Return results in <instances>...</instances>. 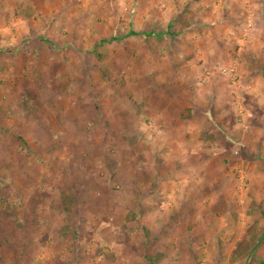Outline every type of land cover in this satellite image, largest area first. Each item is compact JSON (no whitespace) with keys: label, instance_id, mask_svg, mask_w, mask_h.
<instances>
[{"label":"rangeland","instance_id":"obj_1","mask_svg":"<svg viewBox=\"0 0 264 264\" xmlns=\"http://www.w3.org/2000/svg\"><path fill=\"white\" fill-rule=\"evenodd\" d=\"M147 1L0 0V264H245L264 231V0ZM211 16L205 65L171 35Z\"/></svg>","mask_w":264,"mask_h":264},{"label":"crops","instance_id":"obj_2","mask_svg":"<svg viewBox=\"0 0 264 264\" xmlns=\"http://www.w3.org/2000/svg\"><path fill=\"white\" fill-rule=\"evenodd\" d=\"M69 1V0H68ZM194 2V0H188L186 3H187V10H188V12H189V16H188V18L189 19H194L195 18V14H192L194 11H193V8H191L192 7V3ZM146 3H149V5H152V7H154V4H150V3H152V1L151 0H148ZM152 7H150L149 6V8H148V12H144L143 13V16H142V18H141V20H142V22L144 23V21L145 22H153V21H158V22H160V23H162L163 21H167V19H170V20H172V21H175L176 20V18H178V16L180 15V10L178 9V11L177 12H171L170 14H167V13H164V12H158V13H156V14H154L153 13V8ZM186 7V6H185ZM205 7H208L207 5H205ZM132 10V15L134 14V16L135 17H137V15H136V13H134V9H131ZM145 10V9H144ZM200 12H202V11H199V13ZM204 12H209L208 10H205ZM134 16H132V17H134ZM213 16V15H212ZM206 17V18H198V19H196L195 20V22L197 21H203V25H206V26H208V27H205V28H201L200 30H191V31H183V32H181V30L180 31H177L176 33V35H178L179 36V38L181 37H183L184 38V36H185V34L186 33H188V32H190L189 34L190 35H192V37H193V41H192V45H191V51L192 52H197V51H199V52H201V53H206V54H209V58H206V60L208 61V62H205L204 60H202L201 62H202V64H205V65H210L211 63H212V65H214V63L215 62H220V59H219V57H218V53H219V51L218 50H216L215 52H214V49H215V47H214V44H217L216 42H215V40H214V37L215 38H217V34H218V36L221 34V36H223L224 37V35L225 34H222L221 33V31H218V30H216L215 28H214V23H216L215 21H217V19L215 18V17ZM172 18V19H171ZM205 19H208V20H205ZM222 19V18H221ZM226 19V18H225ZM132 20H134V19H132ZM197 22H196V27H198V25H197ZM168 26V25H167ZM191 28V27H190ZM148 35H151L152 34V31L150 32H148L147 33ZM175 35V36H176ZM193 44H195V45H193ZM201 50V51H200ZM255 54H256V52H254ZM214 54V56H211V55H213ZM194 60H195V58H194ZM258 78V77H257ZM261 95L260 94H257V93H255L254 94V98L258 101V100H260L261 99ZM200 99H203V97L201 96V98ZM208 110V109H207ZM207 110H202V112H204V114H205V117L207 118V121L208 122H210V120L212 121V119H213V117H214V115H213V113H211L210 111H207ZM249 112V111H248ZM222 115H224L223 113H222ZM221 115V116H222ZM240 115V114H239ZM192 116V115H191ZM223 117V116H222ZM225 128V127H224ZM227 128H225V130H226ZM215 129H214V127H211V129H209V131L208 132H211V131H214ZM225 130H223V129H221V132L222 133H224L225 132ZM223 135V134H222ZM223 138H224V136H223ZM225 141L227 142H229V143H232L233 145H235L236 143H233V141H232V138H229L227 135L225 136ZM211 143H213L212 141H211ZM215 144V143H214ZM214 144H212V146H213V148L215 149V150H217L216 151V155H217V158H219V163L220 162H226L225 160H224V156H223V152H221V150L219 149V148H221V145L219 146V147H217V146H214ZM236 145H238V144H236ZM235 145V146H236ZM212 148V149H213ZM223 148V147H222ZM221 148V149H222ZM183 163L185 164L186 162L185 161H183ZM177 191H179V187L178 188H176L174 191H173V193H174V195L177 193Z\"/></svg>","mask_w":264,"mask_h":264},{"label":"trees","instance_id":"obj_3","mask_svg":"<svg viewBox=\"0 0 264 264\" xmlns=\"http://www.w3.org/2000/svg\"><path fill=\"white\" fill-rule=\"evenodd\" d=\"M187 6L183 9L181 14L184 12H187ZM178 18H176L177 20ZM175 20V21H176ZM190 26L185 25L184 28H182L181 32L186 31ZM170 30V28L168 29ZM154 35H157L156 33H152ZM177 33L173 32L171 36H175ZM165 32H160L158 37H164ZM210 141L212 140L211 136L206 135L205 141ZM14 191L7 179L4 177L0 176V208L3 209V213L6 215L8 218L9 223L11 226H16L19 224V220L17 219L16 213L18 211V207L21 205V198L20 195L17 194V202L12 203L11 197L13 195ZM65 229V228H64ZM264 236V231H261V233L258 236H255L253 238V242L251 245L243 243L239 244L238 246V251H246V258L247 261L245 264H251L250 262L252 261L255 252L257 251L255 248L256 246L262 241V238Z\"/></svg>","mask_w":264,"mask_h":264}]
</instances>
